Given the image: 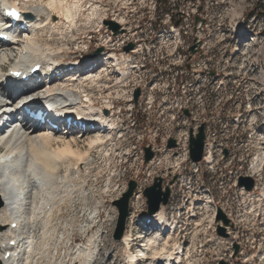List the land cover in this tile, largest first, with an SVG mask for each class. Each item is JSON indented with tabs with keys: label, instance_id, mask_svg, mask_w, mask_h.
I'll return each mask as SVG.
<instances>
[{
	"label": "rangeland",
	"instance_id": "rangeland-1",
	"mask_svg": "<svg viewBox=\"0 0 264 264\" xmlns=\"http://www.w3.org/2000/svg\"><path fill=\"white\" fill-rule=\"evenodd\" d=\"M124 1L83 0L75 30L64 32L54 43L60 58L70 62L98 53L103 58L117 54V62L111 60L100 69L103 81L89 80L85 86L99 106L113 102L114 108L104 112L115 113L118 131L111 140L105 138L109 146L90 150L85 170L74 162L56 170L49 191L62 203H55L45 218L50 221L53 244L64 248V253L83 241L86 244L90 236L98 244L116 245L117 218L103 230L90 214L99 211L98 218H103L109 211L117 212L113 200L135 180L128 233L133 252L143 249L144 263L156 264L150 261L156 253L152 245L140 247L149 242L140 235L157 234L160 249L166 243L167 254L183 252L178 264L222 260L264 264V196H257L264 191V179L256 180L250 191L239 186L241 176H251L264 149V41L249 39L255 35L234 28L244 18L263 22L264 0H126L127 5ZM93 2L99 3L98 12ZM195 43L199 50L193 54ZM130 44L133 48L127 50ZM138 88L141 95L136 102ZM254 113L259 117L253 123ZM202 123H206L212 162L194 164L187 153L189 145L167 147L171 138L187 141L190 130L197 132ZM81 145L88 148L83 139ZM146 147L156 152L148 163ZM158 175L168 182L177 178L168 205L160 208L171 227L167 233L162 228L147 233L142 223L148 212L143 193ZM67 235L73 243L63 244ZM118 246L115 258L121 259L128 250L124 244Z\"/></svg>",
	"mask_w": 264,
	"mask_h": 264
},
{
	"label": "bare ground",
	"instance_id": "bare-ground-1",
	"mask_svg": "<svg viewBox=\"0 0 264 264\" xmlns=\"http://www.w3.org/2000/svg\"><path fill=\"white\" fill-rule=\"evenodd\" d=\"M4 2H19L29 24L26 30L20 31L22 38L16 40H22L25 47L12 39L0 41V51L1 48L4 51L0 54V93L6 94L11 88L18 86V83L9 79L5 73L6 58L11 59L14 53L21 54L26 49L30 53L29 60H31L32 66L48 61L46 67L43 68L47 71L46 83H38L35 86V89L40 90L41 93L34 102L29 103L28 107L32 110L43 109V112H47L46 119L58 124L60 130L48 129L46 124L37 121L31 122L26 118L15 120L5 126L4 129H0V200L2 201L0 206V264H133L134 255H137V260V258L142 259L144 254L133 253L131 247L132 234L128 231L122 240L114 241L116 245L98 244L90 236L86 244L83 241L81 244L75 245L73 249L70 247L71 244L69 247L72 251L68 248L65 249L64 253V248H59L53 244L51 236L53 231L48 226L50 221H45V218L50 215L52 208L56 205L55 203L59 201L57 199L60 198L49 191L50 186L53 187L55 184L52 181L55 179L58 167L66 162L69 165L74 162L78 167L82 164V167L85 168L90 163L88 158L90 150L109 146L110 144L106 145L108 139L111 140L112 135L118 129V123L114 117L115 113L109 116L104 112L105 109L112 110L114 108L112 107L113 102L109 101L105 103L106 106H99L90 89L88 90L85 86L89 80L92 84L101 83L103 80L100 78V69L108 65L111 60H118L117 54L112 52L113 54L111 53L108 57L105 55L103 58L102 54L98 53L97 57L86 56L84 60H75V62H65V59L60 58L61 53L56 51L54 43L59 40L61 35L65 34L64 32L75 30L79 22L76 16L85 6L83 0H0V3ZM94 4L96 7L93 9L98 12L99 3L93 2ZM124 4L130 3L125 0ZM237 18L238 15L236 14L233 20ZM121 19L125 21L126 17L121 16ZM234 28L235 30L241 29V32L248 36L255 35L249 39L264 41V29L263 31H254L252 27L243 29L239 22ZM97 62H101L102 65L97 69V66L91 68ZM43 72L45 71H42L39 77H43ZM46 106L47 108L53 106V109L48 108L47 110ZM252 116L254 123L259 116L256 113ZM98 119H108L109 123L106 125V130L102 131L99 126L96 129L87 127L85 130H81L78 128V124L74 125V123L89 125ZM68 120L72 122L70 126H67ZM252 131L257 132L254 126ZM107 136L110 137L105 139ZM81 139L88 146L85 150L81 145ZM187 153L189 156V148ZM205 160L213 161L211 151L207 150ZM263 163L264 149H262V156L257 157L256 164L254 163L255 165L250 171L251 176L257 181L264 179ZM76 173L77 170L71 173L70 178H73ZM250 196L252 197L253 194ZM257 196H264V191ZM21 202V206L25 205L29 208L30 215V223L22 233L17 231L19 225L16 228L12 227L14 222L19 223L16 216L20 209L15 210V207ZM113 216L115 217L113 220H115L118 216L117 212ZM143 223L149 224L144 227V231L147 233L151 231V228L154 230L162 228L165 233L169 231V220L162 210L156 213H146L143 216ZM40 232L41 234L38 235ZM21 235L23 242L17 246L18 250L10 246V242L12 240L18 241L17 237ZM140 236H147V240H149L148 243L143 242L140 247L152 245V249L157 254L152 258L150 257V261L153 260L156 264H178L182 261L180 254L183 252L167 254L166 243L165 247L161 248L164 249L163 252H160L159 235L143 234ZM70 242L71 239L68 235L63 237V244ZM119 244L126 245L128 253L123 258L116 259L115 253ZM112 249L114 250L112 251ZM178 249L181 250V248ZM9 251L12 254L16 252L19 255L24 254L21 259L16 261L10 257L5 258ZM142 251L143 249H141Z\"/></svg>",
	"mask_w": 264,
	"mask_h": 264
},
{
	"label": "water",
	"instance_id": "water-1",
	"mask_svg": "<svg viewBox=\"0 0 264 264\" xmlns=\"http://www.w3.org/2000/svg\"><path fill=\"white\" fill-rule=\"evenodd\" d=\"M199 20V17L196 19ZM113 24L112 22H110ZM178 24V23H177ZM197 43H195L191 47V51L193 53L196 52ZM133 48V44H130L127 48V50H131ZM141 95V89L138 88L135 91V101L137 102L139 97ZM186 113H188L187 110H185ZM206 124L203 123L199 127V132L194 135L193 130H191L190 133V158L193 162H200L203 159L204 156V149H205V141H206V131H205ZM177 146L176 139L171 138L168 141L167 147L168 148H174ZM155 156V151L152 150L151 147L145 148V162H149L153 157ZM176 180V177H174L169 184L166 185L165 189L163 187V184L165 182L164 178L162 176H157L154 179V183L147 187L144 190V196L147 198V205H148V213H156L159 211L161 205H167L170 200L171 196V187L170 185L173 184ZM239 186H245L247 190H252L255 186V180L250 176H241L239 179ZM137 188V182L135 180H131L129 182V188L128 190L123 194V196L120 199H117L113 202V204L118 208L119 210V218L116 226V230L114 233V238L117 240H121L125 228L127 219L130 214V199L133 196L135 189ZM2 205V201L0 200V206ZM222 216H224L222 214ZM220 264H228L227 261L222 260Z\"/></svg>",
	"mask_w": 264,
	"mask_h": 264
},
{
	"label": "built area",
	"instance_id": "built-area-1",
	"mask_svg": "<svg viewBox=\"0 0 264 264\" xmlns=\"http://www.w3.org/2000/svg\"><path fill=\"white\" fill-rule=\"evenodd\" d=\"M240 23H245L246 25H248L249 27H252V29H254V31H263L264 29V21L260 22V23H249L246 22V18H244L243 20H240ZM199 50V48H198ZM179 146L181 145H189L188 139L185 142H181L180 140H178ZM113 215L109 212L105 213V216L103 218H98L97 222L100 223V226L102 227V229L104 230V228L106 226H112L113 225Z\"/></svg>",
	"mask_w": 264,
	"mask_h": 264
},
{
	"label": "snow or ice",
	"instance_id": "snow-or-ice-1",
	"mask_svg": "<svg viewBox=\"0 0 264 264\" xmlns=\"http://www.w3.org/2000/svg\"><path fill=\"white\" fill-rule=\"evenodd\" d=\"M10 15L12 16H16L18 17L19 16V13L16 11V10H13L11 13H9Z\"/></svg>",
	"mask_w": 264,
	"mask_h": 264
}]
</instances>
